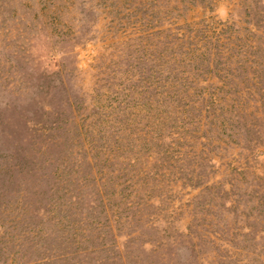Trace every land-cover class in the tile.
<instances>
[{
    "label": "rangeland",
    "instance_id": "1",
    "mask_svg": "<svg viewBox=\"0 0 264 264\" xmlns=\"http://www.w3.org/2000/svg\"><path fill=\"white\" fill-rule=\"evenodd\" d=\"M168 73L201 93L180 147L201 155L146 194L156 144L110 130L151 122L134 98ZM257 76L264 0H0V264H264Z\"/></svg>",
    "mask_w": 264,
    "mask_h": 264
},
{
    "label": "trees",
    "instance_id": "2",
    "mask_svg": "<svg viewBox=\"0 0 264 264\" xmlns=\"http://www.w3.org/2000/svg\"><path fill=\"white\" fill-rule=\"evenodd\" d=\"M197 48H199L198 46H195L194 49L192 50V56L191 57H185L183 58V60L187 59V61H190V58L196 57L197 55H199V53H196ZM184 51L178 50L176 52V59L178 57L179 53H182ZM160 61H166L165 59L160 60ZM164 69L160 70V73L163 72ZM167 75V76H166ZM166 80L163 81L162 84H165V89L164 91H154L157 92V94H159L157 97L154 96V100H148V99H143L142 102H137L140 99L134 98V102L135 105L136 103L141 104L144 112L146 113L147 117H153L150 121L151 122H145L143 125L138 124V121L135 119V121L133 122V125H127L124 126L120 123L119 127L117 129H115L114 127L111 128L110 130V134L111 136H115V132L119 131L121 132L123 129L126 130V128H128V131L125 133L126 136H124V138L126 140H124L126 143L134 145L133 142H131L132 140H138L139 138H141L142 143H146L147 141H149L150 143L144 144L143 148H145V150H150L151 148H153L156 144L157 149H156V153H158V156L161 157H157L155 160V163L152 164V167L155 166L162 169H165L169 166V163H167L166 161L170 158H173L174 161L179 162L177 163L178 165V170H183V165H185V157H189V158H194V160H192V162L195 164V160L199 159L201 153H192V154H187L185 156V151L184 149H181L180 147L186 146V143L188 142V138L185 136L186 134V116L185 113L186 111H189L190 107H191V103H193L195 100L192 99V97L194 95H201V93H198L197 90L195 89V87L192 85L195 82L194 78H189L187 76L184 75H171L170 73L166 74ZM161 76V74H160ZM147 78L146 76H144L142 79ZM204 80V79H202ZM229 77H225V81L222 82V84H229L230 82ZM166 82V83H165ZM260 84V85H259ZM259 85L258 87V91L262 92L264 91V78L263 77H259L257 76V78L254 79L253 83L251 84V86H256ZM222 87V86H221ZM194 89V90H193ZM193 90V91H192ZM211 92V91H210ZM156 94V93H155ZM207 102L213 104L216 100V97H214L213 92L210 93L209 98H207ZM223 102L227 103V107L225 108V110H229L231 111V109L233 107H235V103H231L229 101H227V99L224 98L223 95ZM155 101V103H154ZM223 103H221V111L223 113ZM225 105V103H224ZM134 106V105H133ZM188 107V108H187ZM243 107V105H241V108ZM153 108V111H152ZM131 114V113H130ZM154 114V115H153ZM127 115H129L127 113ZM136 115H134V118ZM111 118H109V121ZM189 119H192V117H189ZM225 120V117L222 118L221 120V125L223 124ZM128 119L126 118V123H127ZM248 121V120H247ZM155 122L156 127H153L152 124ZM113 123V122H111ZM169 123V127H171V131L169 130H164L165 125ZM239 126H243L246 127L247 132H249L250 130H252L253 132H259L260 130L258 128H254L252 125H246V119L242 118L240 120V122L238 123ZM225 125H229L227 129L229 130H234V127L232 124H225ZM237 126V125H236ZM133 134L134 136L130 137V134ZM142 135V136H141ZM164 137L167 138L164 140ZM190 142V141H189ZM192 141L190 143H187L189 145V147L192 145ZM256 143L257 141H255L252 145V152L253 155L255 156H259L260 151L255 149L256 148ZM141 144V143H140ZM139 144V145H140ZM138 145V146H139ZM130 146V147H131ZM109 148V147H108ZM107 148V149H108ZM254 148V149H253ZM188 150V149H186ZM140 150L138 149L136 154L134 156H132L130 158L131 162L127 163L130 166L136 165L138 164V160L140 158V155H142V153H139ZM195 165H198L197 163ZM147 169H144L142 171V173L144 174V172ZM157 173L156 170H153V172H151L152 175V180L150 179H146V176H144V180H146L145 183H147V187L149 188L148 192L146 194L149 193V191H151L152 189L155 188L156 184L158 185L159 183L162 182L163 177L165 176V171H159L158 169V176L155 175ZM169 173L171 174V171H169ZM147 175V174H146ZM148 175H150V173H148ZM200 175V174H198ZM150 182V184L148 183ZM142 196L140 195H137Z\"/></svg>",
    "mask_w": 264,
    "mask_h": 264
}]
</instances>
